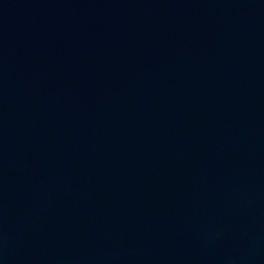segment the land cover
<instances>
[{"label": "water", "instance_id": "obj_1", "mask_svg": "<svg viewBox=\"0 0 264 264\" xmlns=\"http://www.w3.org/2000/svg\"><path fill=\"white\" fill-rule=\"evenodd\" d=\"M0 264H264V0H0Z\"/></svg>", "mask_w": 264, "mask_h": 264}]
</instances>
